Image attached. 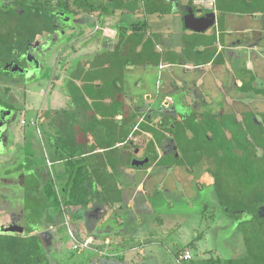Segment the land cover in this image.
Returning <instances> with one entry per match:
<instances>
[{"label":"trees","instance_id":"obj_1","mask_svg":"<svg viewBox=\"0 0 264 264\" xmlns=\"http://www.w3.org/2000/svg\"><path fill=\"white\" fill-rule=\"evenodd\" d=\"M216 2L220 14L235 12L238 9L235 6V2L238 0H216ZM176 6H182L179 0L172 3L167 0H3L0 5V69L7 67L4 64L9 61L11 65L14 62L23 61L31 66L25 55L29 53V43L35 39H40V45L43 47L57 46L55 49L57 56L53 60L54 62L47 67L49 69L47 80L52 83L54 80H60V84L55 85L56 82H54L53 87L58 86L65 99V104L54 108L48 104V99V107L45 109L37 107L33 110V116L30 118L21 112L19 125L25 131L28 127L34 128L36 140H38L39 148L44 155L43 160L46 158L47 161L49 158L52 160L53 156L61 160L66 180L62 183L60 180L57 182L51 174H48V168L49 176L47 177L41 175V171H36L34 168L33 175L36 177V184H38L36 190L39 189L38 199L44 206L37 208L36 213L37 211L38 213H35L36 216L34 214L33 221L29 218V220L25 219L21 227L25 228L26 232L29 224L35 223V231L40 233L49 229V226H45L46 223L49 225L56 223L50 227L51 231L53 230V236L48 237L44 232L46 235L43 236L45 238L43 240V237L35 231L32 234L29 233L30 235L0 234V264H39L41 248L51 243L56 245L54 251L59 252L62 249L63 239L58 230L62 226H68L69 231L75 237L74 239L80 244L83 243L85 239L79 235L78 223H82L86 228L93 221L97 206L106 204L113 211L115 205L123 201V189L117 187L116 181L120 166L146 168L155 162L160 163L165 156L175 158L174 163L176 164H182L180 155L189 149L191 152L204 155L194 147L197 146L193 144L195 141H202L206 144L208 139L214 137L217 139L216 151L213 150L212 154L218 158L219 164H224L225 168L212 163V169L215 170L210 178L211 181H214L213 190L215 189L214 192L219 200L224 201L226 190L221 184V175L224 178L231 177V179H235L231 180L235 183V186H231V202L245 204L243 200L239 201L240 199H237L235 194L240 195L249 185H241L239 181L248 179L252 173L258 175L259 178L264 175V161L257 154V150H264V114H262L261 120L256 118L255 113L247 117L250 118L249 120L242 117V122H239L238 118L231 114V117L235 119L227 124L219 120L224 116L223 114H212L209 111L207 113L194 112L196 114L193 116L194 121L189 122L195 124L188 126L181 124L184 122L182 120L186 118L185 116L177 119L179 109L173 106L170 112L161 113L159 111L160 121L152 124L156 113L154 106L149 109H145V107L132 109L127 105L128 97L123 84L126 72L130 67L149 64L158 68L164 61L179 62V52L166 49L168 48L166 40L161 32H148L150 25L145 18L153 14L161 16L171 14ZM182 7V16L189 8L196 11L193 0ZM117 10H122V12L117 14ZM244 10L242 13L248 12V10ZM137 13L142 16L136 15ZM80 18L85 19L86 23L84 26L81 25L82 27L79 25V32H75L80 38L74 40L75 42H67L58 47L67 35V29L69 27V29H73L71 24ZM86 27L91 28L89 33L85 32ZM105 28H111L115 32L114 35H107L104 32ZM199 44V42H194L192 45L195 48ZM189 45L185 43L187 49ZM85 47L88 50L82 51ZM184 49V53H186V48ZM49 62L51 63V61ZM243 72L248 74L250 71L244 69ZM255 81L256 77L253 74L249 78H243L242 85L238 89L243 94L252 92L257 95L264 94V88H258ZM22 84L20 85H26L24 82ZM4 85L0 80L1 94L7 96L10 86L5 87ZM51 90L48 92L49 95ZM144 109L145 111H143ZM90 110L97 113L108 112L102 114V119L98 122L97 131L101 134L100 146L102 149L104 148V154L99 156H89L84 143L88 133ZM117 115H121L120 120L115 119ZM142 116L144 120L137 123V120ZM199 116L200 118H198ZM23 118L25 124H21ZM32 121H35L34 124H31ZM116 124L118 137L113 140V144L108 142L106 149V141L115 132ZM199 124H202L206 135L199 133ZM225 124L226 126H224ZM227 125L234 126L232 130L238 127V131L243 129V132H249L250 130L251 135L247 142L251 144L243 142V139H246L245 136H240L234 142L233 140L238 134L234 137L233 135L225 136L222 131L230 128ZM135 126H138L140 131L148 132L151 135V138L147 139L145 146L142 147L144 151L141 155L138 153L140 147L136 145L132 148V143L128 138ZM243 126L248 127L244 128ZM186 130L191 132L188 140ZM209 132H212V135H208ZM167 133H170L171 137ZM174 140L177 142V148L173 149L175 144L172 141ZM116 142L123 145L111 147ZM164 143L167 145L163 146ZM190 144L191 146H189ZM157 146L162 148L163 150H160L163 152L159 153L156 149ZM204 150L206 151V149ZM99 157H101V161L98 160ZM145 158H148V161L143 165L132 164L134 159L143 160ZM193 160L195 161V159ZM108 166L111 168V172L107 171ZM251 169L255 171L252 172ZM101 170H105V174ZM99 185L101 189H99ZM0 195L2 194L0 193ZM91 202L98 203L91 205ZM26 210L30 212L31 209ZM251 210L257 212V217L264 219V202ZM44 212L46 215H43ZM57 215L59 221L58 219L54 221L53 219ZM175 226L182 225H178L177 222ZM55 237L59 240H55ZM200 238L199 235L194 236L185 248L176 252L178 263L182 262L178 259L180 253L185 249H191L194 252ZM87 248L89 245L82 249L75 248L73 251L82 254ZM79 254L77 257L72 255L75 257L74 264H87L89 256L85 258L80 255L78 257ZM192 260L193 256L188 261ZM54 262L55 259L50 257L45 263L52 264ZM221 263V258L213 257L206 259L205 262V264Z\"/></svg>","mask_w":264,"mask_h":264},{"label":"rangeland","instance_id":"obj_2","mask_svg":"<svg viewBox=\"0 0 264 264\" xmlns=\"http://www.w3.org/2000/svg\"><path fill=\"white\" fill-rule=\"evenodd\" d=\"M2 3L3 0H0V5ZM200 5L212 7V2L205 3V1H201L198 6ZM204 11H206V9H204ZM81 23L82 22L79 23L75 21L74 25H72L74 26L73 29H69L70 27L67 29V35L58 47L64 43L72 42L80 38L75 32H79L78 27ZM213 28L214 26L205 33L206 37L204 36L205 39L212 43L215 42L214 32H210ZM90 31L91 28L86 27L85 32L89 33ZM105 32L109 35H114L113 30L110 31V29H107ZM238 36L243 38L245 35L239 33ZM251 38L255 40V42H259V44H257L258 47L253 52V45H248L246 54H242V58L244 56L245 58L241 59V61L246 63L248 60L251 61L253 65L259 63L261 71L264 72V38H257V40L256 37ZM175 39L176 36H174L173 41H176ZM246 40L249 41L250 38L247 37ZM241 41L243 42L242 39ZM54 46L52 48L48 47V54H44L45 56L43 57L45 58V62L44 64L41 62L42 65L39 67L38 65H36V68H34L35 66H28L29 69L19 63V65L16 64L18 65L16 69V66L14 65V67L11 65L0 69V74H2L0 80L4 84L10 86L9 94L13 97V102L11 103L10 98L1 94L0 91V102L2 105L9 106L10 108L12 105L15 106V108L12 109L9 121L4 123L2 128H0V193L2 194L0 195L1 235L17 233H20L21 235H30L34 233L35 223L29 224L26 232L25 228L21 227L23 225L22 223L25 219L33 221L38 213V211L36 213L37 208L39 209L44 206L42 201L38 199L39 189L36 190L38 184L35 182L36 177L33 175V170L39 166L41 169V175L47 174L48 166H46V162L43 160L44 155L39 148L38 140H36L34 128L28 127L27 131L24 129H18L16 122L19 125L21 112H24L23 115L30 118L33 116V110L37 107L44 109L47 108L48 99V104L54 108L65 104L64 98L61 96L58 87H53L54 82H56L55 85H59L60 83L55 80L53 83L51 81L48 82L47 80L49 70L47 67L54 62L53 60L57 56L55 51L57 46ZM85 50H88V48L85 47V49H82V51ZM205 52L207 54L210 53L206 50ZM41 56L42 55L38 56L39 61H43ZM49 61H51V63ZM205 68L208 70L212 69L211 66L207 65H205ZM171 70H176L175 72L177 74L180 76L182 75L181 78L184 82L181 83V78L174 77L170 72ZM195 71H197V69H193L192 73ZM185 74L188 78L184 77ZM125 77V81H128L129 83L137 81L136 85L139 84V88L131 85L132 92H137L141 96H143L145 92L151 94L153 99L152 102H150L155 107L156 113L159 111L164 113V107L166 106L165 102L162 103L163 100L168 103L172 102L171 107L175 106L179 111L182 110V112L187 115V117L182 120L184 121L181 123L182 125L187 124L188 126H193L195 124L189 122L194 121V112L201 110L212 111L215 109H207L210 105L206 104L208 101L206 95H208L209 98H213L215 103L219 102L220 99L227 101L224 93H221L220 91L213 93L209 88L205 87V84H200V78H203L201 74L190 75L184 71V69L180 68L178 64L166 67L163 71L162 69H158L153 65L150 66L149 64L145 66H132L129 68V72H126ZM172 78L173 83L171 84ZM23 82L24 84L26 83L25 86L20 85ZM212 84L208 86L213 87L214 85ZM260 85L261 84L259 83L257 86L259 87ZM52 87L53 89L51 90ZM219 87L220 89L225 90L221 84ZM215 89L217 88L215 87ZM50 90L51 93L49 95L48 92ZM231 94L241 97L240 93L237 94V92H231ZM251 95L253 96L251 99H258L255 94L252 93ZM185 99L187 102L188 100L190 101L192 107L185 102ZM238 99L240 98L238 97L237 100ZM231 100H229V102ZM253 103L258 104L259 107L261 106L260 110L264 111V104L260 99L251 101L248 106L242 105L236 107V104L232 105V116L238 118L239 122H242V117L249 120L250 118L248 119L247 117L255 113L251 110L260 112L259 109L256 110L252 107ZM196 104L200 106H198V109L194 108ZM189 112L190 114H188ZM221 113L223 114V110H221ZM231 114L226 112L219 120L229 124L232 119H235L234 117H231ZM256 118H260L259 120L262 119L260 115ZM243 124L245 126V123ZM198 126L200 127L199 133L201 135H206L207 133L202 124H199ZM224 126H226V124ZM229 127V129L227 128V130H223L222 133L224 132L227 137H231L232 135L234 137V135L238 134L239 136H235L233 142L240 138V136L246 137V139H243V142H247V140L250 139V130L249 132H243V129L238 131V127L235 128L234 130L236 131H234L232 130L234 126L230 125ZM185 133L188 140L191 132L186 130ZM228 133H230V135H228ZM208 135H212V132H209ZM187 140L185 139V141ZM141 141L142 136L137 139V144H139V147L142 149L143 142ZM172 142L175 144L173 149L177 148V142H175V140ZM247 143L251 144L250 142ZM193 144H196L197 146L194 147L198 148L204 155L196 154L189 149L188 151H185L184 154L181 153L180 155L182 158V164H176L174 163L175 158L173 159L165 156L160 163H154L155 165L153 167L156 168L152 167L153 170H150V172L142 171L139 173V176L143 175L141 180H146V183H148L149 193L146 196L149 197L151 195L150 203L152 204V208L157 213L161 211L162 214H166L168 217V223L170 224L169 236L166 237L167 241H165L160 247L154 246L156 249L159 248L163 252L162 254L165 257L166 264H172L170 262V259H172L173 256L171 254V246L174 245V241L179 243V234L182 236H189L188 240L199 235L201 238L198 239L199 247L196 252L201 256L202 254L205 255L204 253L208 256L210 253L215 256V259L221 258V264H264V219L257 217V212L251 210V208L253 209L256 205L264 202V175L259 178L258 175L252 173L248 179L239 181L241 185H249V187L244 189V192L240 195L235 194L237 199H240L239 201L243 200V203L245 204L231 202V186H235V183L231 180L235 179H231V177L224 178L221 175V184L223 185V189L226 190L225 197H223L224 201H221L219 200V197H217L216 192H214L215 189L213 190L212 184L214 181L210 180V177L215 171L212 169V163H216L219 167L224 166V164H219L218 158L212 154L216 151L217 139L215 137L208 139L206 144L202 141H195ZM189 146H191V144ZM204 149H206V151ZM257 154L260 156L259 158L264 161V150H257ZM141 158H143V156H141ZM193 159H195V161ZM251 170L252 172L255 171L253 169ZM48 174H50V171H48ZM240 177L242 176L240 175ZM123 191L126 192V190ZM161 193H165V198L159 196ZM142 196V194H138L136 196L137 200ZM128 197L130 198V195ZM25 209L31 210L30 212H27ZM152 214L156 215L154 212ZM43 215H46V212H44ZM128 215H131V213L127 210L125 211L124 216ZM152 217L153 216L151 215L149 218L146 214L144 217L140 216V224L143 226L144 224L149 223ZM177 222L178 225L182 226L174 227V225H177ZM45 226H49V229L52 227L48 223H46ZM65 227L66 234L62 236V249H60L59 252H55L53 250V248L56 249L55 243L54 245L52 243L50 245H44L43 248H41V259L39 260V264H46L45 262H47L50 257L55 259V262L52 264H73L75 257H72V255L77 257V254L79 253L73 251L76 244L71 235H67L69 232L68 226ZM178 228L179 230H176ZM36 233H38V231ZM41 233L42 232L38 234ZM57 237H55V240L58 239ZM56 242L58 243V241ZM181 243L185 244L184 237L181 238ZM92 254V251H85L82 254H79L78 257L83 255L86 258ZM199 255L197 256L200 258L201 256ZM173 261L174 264L192 263L191 261L181 262V260V263H178L174 258Z\"/></svg>","mask_w":264,"mask_h":264},{"label":"crops","instance_id":"obj_3","mask_svg":"<svg viewBox=\"0 0 264 264\" xmlns=\"http://www.w3.org/2000/svg\"><path fill=\"white\" fill-rule=\"evenodd\" d=\"M173 1L175 0H167V2L171 3ZM179 1L183 6L187 5L190 0ZM201 1H205V3L212 2V7H207L204 5L198 6ZM193 5L196 6L197 12L199 9H202L199 15H201V13L212 11L216 13V22L213 25L214 28L210 31L214 32L215 44L205 39V33L209 31L211 27L204 32H195L185 28L184 19L182 16V6L174 7L173 13L167 14L165 16H161L160 14L148 15L147 17H145L150 25V29L148 32H161L166 40V46L168 47L166 49H170L169 51L179 52L180 54L178 63L164 61L161 62L160 65H163L165 67H158V69H162L163 71L166 67H171L174 64H178L180 68L184 69V71H186L190 75L201 74L203 78H200V84H205V87L209 88L211 92L217 93L220 91L221 93H224L226 95L225 98L227 101L220 99L219 102L216 103L214 102L213 98H209V96L206 95L208 97V101L206 104L210 105L209 107H207V109H217L209 111L212 114H219V111L221 113V110H223V114H225L226 112L231 114L232 105L236 104V107L242 105L248 106L251 101L260 99L264 104V94L257 95L252 92L258 99H251L253 98V96L251 95L252 93L243 94L238 89V87L242 85L243 78H249L252 74L256 77V86L260 83L261 85L258 88H264V72L261 71L259 63H255L253 65L251 61L247 60L246 63L241 61V59L245 58V56L242 58V54H246L248 45H253V52L258 47L257 44H259V42H255V40H253L251 37H256V40L257 38H264V0H238V2H235V6H237L238 9H236L235 12H228L224 14H220V12L218 11L216 0H193ZM204 9H206V11H204ZM244 9L248 10V12L242 13ZM121 12L122 10L116 11L117 14H120ZM136 15L142 16V14L139 13H137ZM107 29H110V31L112 30L111 28H105L104 32ZM239 33L245 36L243 38L241 36L239 37ZM106 34L109 35L108 33ZM174 36H176V41H173ZM247 37L250 38L249 41L246 40ZM241 39L243 40V42L241 41ZM194 42H199L200 44L194 48V46L192 45ZM185 43H187L188 45L191 44L188 46V49L185 46ZM184 48H186V53H184ZM205 50L209 51L210 53L208 52L209 54H207ZM205 65L211 66L212 69L208 70L207 68H205ZM193 69H197V71L192 73ZM244 69L249 70L250 72L247 74L243 72ZM175 71L176 70H171L170 72L174 77H178L180 79L182 75L180 76ZM127 72H129V70ZM184 77H187L186 74L184 75ZM57 81L60 83V80ZM180 81L181 83L184 82L182 78L180 79ZM136 83L137 81L129 83L128 81L124 80V90L128 97L127 105L132 109L137 107H145V109H149L151 106H153L151 103L153 97L151 96V94H149V92H145L143 96H141L137 92H132L131 85H133V87L139 88V84L136 85ZM172 83L173 78L171 79V84ZM210 84L214 86H208ZM220 84L223 88H225V90L220 89ZM215 87L217 89H215ZM231 92H237V94L240 93L241 97L231 94ZM61 96L63 97L62 94ZM235 97H239L240 99L237 100V98ZM228 99L231 101L229 102ZM163 102H165L166 106L164 107V111L170 112L172 109V102L168 103L165 100H163L162 103ZM185 102L189 106L191 105L189 100L187 102L185 99ZM198 106L199 105L196 104L194 108L198 109ZM252 107L256 110H260L261 108V106L259 107V105L256 103H253ZM145 109L143 111H145ZM251 111L255 112L256 117L260 115L262 118V114H264V111L261 110L260 112H257L255 110ZM201 112L207 113L208 111L201 110L197 111L196 113ZM104 113L106 114L108 112L105 111L103 113H97L95 111H89L90 116L88 121V133L84 140L85 146H87L88 149L89 156H99L104 154V148L102 149L100 146L101 134H99V132L97 131V127L99 126L98 122L102 119V114ZM188 114H190V112ZM183 116L187 117V115L182 112V110H178L177 119H181V117ZM115 117L116 120L121 119V115H117ZM198 118H200V116ZM160 119V115L158 113H155L152 124L158 123ZM142 120H144L143 116L137 120V123ZM114 131L115 132L106 141V149L107 143L109 142L113 144V140L117 139L118 137L117 124L115 125ZM137 131L139 132L137 133ZM167 135L171 137L170 133H167ZM228 135H230V133H228ZM141 136V142H143L142 145L144 147L146 144V140L151 138V135L148 132L142 130L140 131L138 126H135L133 132H131L128 136L129 141L132 143V148H134L136 145L139 146V144H137V139ZM122 145V143L116 142V144H114V146L111 145V147H120ZM163 145L166 146L167 144L164 143ZM156 149L157 151H159V153L163 152L161 151L163 149L159 148L158 146L156 147ZM143 151L144 149L140 148L138 152L139 155H141ZM53 157L54 159L52 160L50 158L48 159V161L47 158L45 159L46 166H48L47 168L50 171V174L57 180V182L59 180L60 183L65 182L66 174L62 166V161L58 160V158L55 156ZM98 160L101 161V157H99ZM48 162H50L51 165L48 164ZM40 165L42 166L41 163ZM96 165L98 166V164ZM154 165L155 164L153 163L146 168H124L123 166H120L119 176L116 181L117 187L119 189L126 190V192L123 191L122 193L123 201L116 204L113 211H111L110 208L106 206V204H100L99 206H97L98 209L97 212H95L96 215L94 214L95 217L93 218V221L88 224L86 228L83 227L82 223H78L79 235L84 239L90 240L89 248H87L85 251H92L94 253L93 255L89 256L90 259L88 261V264H166V261L164 259L165 257L162 254L163 252L159 248L156 249L155 246L160 247L165 243V241H167L166 237L169 236L170 229L168 217L166 214H162L161 211H159L158 213L154 211V209L152 208V204L150 203L151 195L149 197L146 196L149 193V186L147 185L148 183H146L145 179V181L141 180L143 175L139 176V173H141L142 171L150 172V170L156 168L153 167ZM89 170L91 171L90 168ZM97 170H99V168H97ZM36 171H41L39 166L36 167ZM101 171L105 174V170ZM107 171H112L109 166L107 167ZM49 175L46 174L45 177ZM99 189H101L100 185ZM138 194H142L144 197L142 196L143 198L140 197L137 200L136 196ZM129 195L130 198L128 197ZM164 195L165 193H161V195L159 196L165 198ZM97 203L98 202L93 204L91 202V205H96ZM127 210L129 213H131V215L124 216V213ZM153 212L156 215H153ZM145 214L149 216V218L151 217V215L153 217L150 219L149 223H146L142 226L140 224V216L144 217ZM55 219L53 220L55 221ZM57 219L59 221V217ZM53 224L56 223H52L50 224V226ZM65 229L66 227L62 226L60 230H58V232L60 231V237L66 234ZM182 237L185 238V244L181 243ZM188 237L179 234L180 244L176 241L173 242L174 245L171 246L172 250L170 249L171 254L173 255L172 259H170V262L172 264H174L173 258L175 259V261H177L175 255L176 252L183 247L185 248L194 238L192 237L188 240ZM198 247L199 245L197 244V249L194 252L190 249L193 253V260L190 264H193L194 261L196 262H194V264H205L206 259H209L211 257L215 258V256L210 253L208 254V256L206 255V253H204L206 256L202 254L203 257L197 254L196 251L198 250ZM197 255L201 257L199 258Z\"/></svg>","mask_w":264,"mask_h":264},{"label":"flooded vegetation","instance_id":"obj_4","mask_svg":"<svg viewBox=\"0 0 264 264\" xmlns=\"http://www.w3.org/2000/svg\"><path fill=\"white\" fill-rule=\"evenodd\" d=\"M197 9V8H196ZM196 12V14L197 15H199L200 14V12H197V11H195ZM202 14H204V13H201V15ZM77 22H82L81 24H80V26L82 25V26H84V25H86V23H85V19L84 20H82V19H80V20H76ZM75 22V21H74ZM74 22L71 24V25H74ZM72 27H74V26H72ZM79 28V27H78ZM40 39H35V40H33L32 42H30L29 43V46H28V48H29V53H27V55H25L27 58H28V60L30 61V65L31 66H36V65H39V63H40V65L39 66H41L42 65V63L44 64V62H45V58H43L45 55L44 54H48V47H43V46H41L40 45V41H39ZM55 47V46H54ZM51 48V47H50ZM39 55H42L41 56V59L43 58V61L42 60H38V56ZM34 58V59H33ZM33 59V60H32ZM42 62V63H41ZM6 63H8V64H10V61L9 62H6ZM4 64V66H6L7 64ZM19 63H21V64H23L24 66H26L27 68H29L28 67V65L27 64H25V62H23V61H21V62H18V63H13V65H15V64H18L19 65ZM12 65V66H13ZM30 69V68H29ZM22 84V83H21ZM23 85V84H22ZM5 87L7 86L6 84L4 85ZM4 87V88H5ZM6 96V95H5ZM7 96L10 98V101H11V103L13 102V97H12V95L11 94H9V93H7ZM0 107H1V109H0V128H2V126L4 125V123H6V122H8L9 121V119H10V116H11V112H12V109L13 108H15V106L14 105H12L11 106V108L9 107V106H5V105H2L1 104V102H0ZM2 111V112H1ZM21 111V110H20ZM16 125H17V128L18 129H23L21 126H18V124H17V122H16ZM138 151V150H137ZM44 175V177H45V174H43ZM56 217H59L58 215L56 216ZM55 217V218H56ZM54 218V219H55ZM57 219V218H56ZM52 229V228H51ZM51 229L49 230H47V231H44V232H46V234L48 235V237H52L53 236V233H52V231H51ZM49 231V232H48ZM42 233L40 234L42 237L44 236V235H46V234H44V232L43 231H41ZM50 234V235H49ZM67 235H68V233H67ZM43 240L45 239L44 237L42 238ZM53 250H55V248H53ZM75 262V261H74ZM74 262H73V264H74ZM88 264V263H87Z\"/></svg>","mask_w":264,"mask_h":264},{"label":"water","instance_id":"obj_5","mask_svg":"<svg viewBox=\"0 0 264 264\" xmlns=\"http://www.w3.org/2000/svg\"><path fill=\"white\" fill-rule=\"evenodd\" d=\"M200 11H202V9L198 10V12ZM183 19H184L185 28L195 32H204L215 24L216 13L212 11V12H206L198 16L192 8H189L187 12L183 15ZM7 66H11V64H8ZM14 66H16L15 67L16 69L18 65H14ZM147 161L148 158H145L143 160L134 159L132 164L139 166V165H143Z\"/></svg>","mask_w":264,"mask_h":264},{"label":"built area","instance_id":"obj_6","mask_svg":"<svg viewBox=\"0 0 264 264\" xmlns=\"http://www.w3.org/2000/svg\"><path fill=\"white\" fill-rule=\"evenodd\" d=\"M160 68H163V65H160L159 66ZM34 122L35 121H32L31 122V124H34ZM21 124H25V119L23 118L22 120H21ZM48 164H50V162H48ZM69 234L71 235V237L74 239L75 237H74V235H73V233L71 232V231H69ZM75 240V239H74ZM88 239H85L84 240V242L83 243H78L76 240H75V244H76V246H75V248H80V249H82V248H86V247H88V245H89V243H90V241L88 240ZM192 252H191V250H189V249H185L184 251H182L181 253H180V255H179V257H178V259L179 260H181V261H188V260H190L191 258H192Z\"/></svg>","mask_w":264,"mask_h":264}]
</instances>
